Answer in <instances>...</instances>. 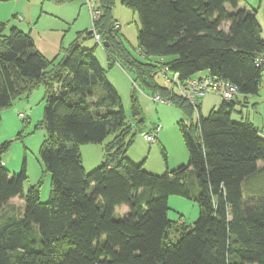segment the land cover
Listing matches in <instances>:
<instances>
[{
	"label": "trees",
	"instance_id": "trees-1",
	"mask_svg": "<svg viewBox=\"0 0 264 264\" xmlns=\"http://www.w3.org/2000/svg\"><path fill=\"white\" fill-rule=\"evenodd\" d=\"M122 3L138 15V47L147 62L128 51L115 28V0H98L100 18L53 60L29 32L14 27L5 34L7 23L0 22V121L3 109L44 87L40 162L51 175L48 201H41L40 186L25 193L26 166L12 175L3 160L10 142L0 146V209L17 197L25 203L23 213L0 218V264H264V128L236 107L240 95L256 96L262 88L257 10L246 0ZM89 40L96 46L88 47ZM100 42L153 96L184 110L188 165L159 176L126 157L134 128L95 54ZM165 69L181 83L208 72L237 86L238 96L205 117L200 106L155 81ZM132 100L133 119L145 127L138 99ZM108 136L106 161L86 173L81 146L102 145ZM170 195L198 203L192 225L169 220Z\"/></svg>",
	"mask_w": 264,
	"mask_h": 264
},
{
	"label": "rangeland",
	"instance_id": "rangeland-1",
	"mask_svg": "<svg viewBox=\"0 0 264 264\" xmlns=\"http://www.w3.org/2000/svg\"><path fill=\"white\" fill-rule=\"evenodd\" d=\"M122 1L115 0L112 12L114 20H117L121 25V38L128 51L137 60L147 62L138 47L140 27L138 15L124 6ZM18 2L31 6L35 4L34 0H0V6L17 10L20 9ZM246 2L264 18V0H246ZM71 4L72 2L60 3L58 0H37L34 5L35 10L38 11L37 16L44 15V17L38 26L35 21L36 24L34 23L32 26L34 30L31 35L35 37L39 47L43 49V53L51 60L62 57L64 46L68 47L72 37L76 36L79 31L84 32L85 29L93 27V17L87 5L83 6L85 8L84 13L79 15L77 8L73 9ZM258 13L257 18L259 17ZM18 15L24 17L27 14L24 11H19L15 19L11 16V20L18 21ZM260 25L262 27L261 23ZM12 28L14 26L8 23L4 33L9 34ZM40 30L44 32L41 33ZM262 38L264 39L263 27ZM63 41L64 46H62ZM88 42H91L93 46L97 44L95 40ZM95 54L105 70L107 79L119 94L124 106L126 120L134 128V136L131 139L126 157L137 165H143L147 173L159 176L188 165L189 154L180 126L182 122L190 125L186 121L187 117L184 110L175 103L154 102L152 89L138 78L135 71L121 66L116 56L108 58L101 45L97 46ZM154 61L151 59V62ZM155 81L161 87L167 86L165 78L159 72L155 75ZM103 88H99L101 93H104L105 89L103 90ZM133 95L137 97L140 104L145 127L139 126L133 119ZM211 98L214 99L217 108L223 102V98L216 94H207L205 100ZM252 102L256 103L255 108L250 110L251 114L257 124L260 123L264 126V73L262 88L258 95L252 96ZM44 106L45 90L43 86H40L33 90L28 98L19 99L15 104L13 103L10 107L3 109L1 112L2 120L0 121V146L5 142H10L9 149L3 154V160L6 169L12 175L20 174L23 166H26L28 179L24 183V192L27 193L31 187L40 186V199L46 202L51 195V175L40 162V149L46 138V131L40 124L43 120ZM211 109L204 106L202 108L203 115L207 117ZM20 114H23V117ZM198 117L197 112L193 114V124L197 123ZM151 131L157 133V138L148 141L143 134ZM112 139V136H108L102 145L85 144L81 146L86 173L92 172L106 161L105 144L111 142ZM168 204L170 221L190 226L199 217L200 209L195 200L179 195H170ZM24 209V201L20 197L14 198L4 208L0 209V218L13 212L16 214L23 213ZM123 210L125 211L126 208Z\"/></svg>",
	"mask_w": 264,
	"mask_h": 264
},
{
	"label": "built area",
	"instance_id": "built-area-1",
	"mask_svg": "<svg viewBox=\"0 0 264 264\" xmlns=\"http://www.w3.org/2000/svg\"><path fill=\"white\" fill-rule=\"evenodd\" d=\"M86 5L90 10L93 20H98L101 16V10L98 5V0H86ZM23 20L22 16H19ZM116 29H121V25L117 24ZM97 41L100 40V36L96 35ZM102 44V42H100ZM103 45V44H102ZM103 47V46H102ZM258 64L264 62V55L257 59ZM168 69L161 72L165 78V83L168 87L173 89L176 94L186 99L195 109L200 106L201 100L207 94H216L223 98L224 101H232L238 96V87L228 81L214 80L208 75L199 77L196 76L192 79L181 83L177 74L169 75ZM152 100L157 103L171 104V102L162 99L160 94H155ZM23 117V114H20ZM158 130V129H156ZM143 136L148 141H153L157 138V133L146 132Z\"/></svg>",
	"mask_w": 264,
	"mask_h": 264
},
{
	"label": "crops",
	"instance_id": "crops-1",
	"mask_svg": "<svg viewBox=\"0 0 264 264\" xmlns=\"http://www.w3.org/2000/svg\"><path fill=\"white\" fill-rule=\"evenodd\" d=\"M34 3L36 4L37 0H34ZM35 4H33V6H31V5H28L26 3L22 4V2H18V5H19L20 9H17V10H15V8L13 9L11 7L0 6V22H6L7 24L9 23V25H11V26H14V27H16V28H18L20 30H23L25 32H29L30 34H32L33 30H34V27H32V26L35 23V21H36V23H38L37 24V26H38L40 20H42L43 17H44V15H38L37 16L38 11L35 10V7H34ZM85 4H86V0H77V1H72L71 5H72L73 9L75 7L77 8V11H78L79 15H82L84 13V11H85V8H83V6ZM19 11H24L27 15L24 16V17L22 15H18V16H22L23 20H21L17 16V18L19 20L18 21H16V20L12 21L11 20V16L13 17V19H15L16 18V14ZM258 15H259L258 18L260 19L259 21H260V23L262 24V27H263V36H264V18L262 17L261 14L258 13ZM28 28H30L29 31H27ZM86 28H88V26H86ZM85 30H88V29H85ZM40 32L43 33L44 31L40 30ZM79 32H82V31H79ZM33 37L34 36H32V38ZM76 37H77V35L72 37L73 39L70 41V44ZM33 40L35 42V45H36L37 49L40 50V52L43 53L44 51H43V49H41V47H39L35 37L33 38ZM63 44H64V41L62 43V46H64ZM87 46L88 47H92L93 44H91V42L90 43L87 42ZM64 47H66V46H64ZM43 54L47 57V55L45 53H43ZM206 75H208V72H203V73H201V74H199L197 76L203 77V76H206ZM205 97L201 100V103H200V114H202V115H203L202 108H204V106H207V108H212L211 110L217 108V106L214 103V99L213 98H211L210 100H205ZM18 100H16L14 102V104ZM237 100H238L237 105H236L237 109L240 110L241 113L245 114V116L247 118H249L258 128H264V126L262 124H260V123L257 124L256 123L255 118L252 116V114L250 112L251 109L255 108V103H256V102L255 103L252 102V96L244 97V96L240 95Z\"/></svg>",
	"mask_w": 264,
	"mask_h": 264
},
{
	"label": "water",
	"instance_id": "water-1",
	"mask_svg": "<svg viewBox=\"0 0 264 264\" xmlns=\"http://www.w3.org/2000/svg\"><path fill=\"white\" fill-rule=\"evenodd\" d=\"M108 46L107 43H103V47Z\"/></svg>",
	"mask_w": 264,
	"mask_h": 264
}]
</instances>
